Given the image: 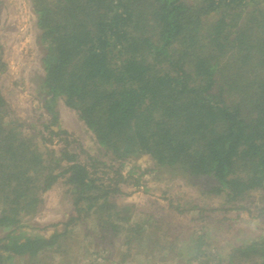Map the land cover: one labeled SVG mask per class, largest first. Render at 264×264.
Segmentation results:
<instances>
[{
	"label": "trees",
	"instance_id": "obj_1",
	"mask_svg": "<svg viewBox=\"0 0 264 264\" xmlns=\"http://www.w3.org/2000/svg\"><path fill=\"white\" fill-rule=\"evenodd\" d=\"M29 2L42 32L38 94L49 120L46 135L34 133L37 124L13 117L0 94V264H47L50 254L64 264L72 231L89 219L84 249L94 244L101 258L90 264H264V237L218 258L198 235L195 255L184 258L151 216L135 219L133 206L113 202L125 164L143 156L158 174L212 179L210 192L226 204L264 193V0ZM60 100L113 165L82 163L66 140L49 148L67 135ZM60 181L75 215L33 234L25 219Z\"/></svg>",
	"mask_w": 264,
	"mask_h": 264
},
{
	"label": "rangeland",
	"instance_id": "obj_2",
	"mask_svg": "<svg viewBox=\"0 0 264 264\" xmlns=\"http://www.w3.org/2000/svg\"><path fill=\"white\" fill-rule=\"evenodd\" d=\"M30 9L29 0H0V94L13 117L27 125L37 124L31 130L46 135L42 123L49 117L39 106L38 94L45 77L42 32ZM57 110L59 125L67 135L54 139L49 148L59 150L64 146L62 140H66L70 150L79 154L82 163H90L88 157L91 156L113 165L108 156H103L76 112L67 108L63 100L58 102ZM40 117L42 120L38 121ZM153 168L154 164L147 156L127 162L123 169L127 178V183L121 186L123 195L115 197L113 202L120 207L133 206L135 219L151 216L152 229L157 226L175 239L184 258L195 255L194 243L198 235H205L208 252L218 258L228 256L234 246L247 245L264 237V217L258 215L264 207L263 192L253 193L245 201L230 205L225 203L224 196L210 192L214 186L212 179H186L167 172L158 174ZM100 170L99 173L107 172ZM137 179L140 187L133 185ZM43 200L39 213L25 219L27 225L36 228L33 234H44V228L52 231L51 225L75 215L70 193L62 181L45 193ZM238 207L247 210H237ZM84 223L85 226L72 231V237L65 245L64 264H90L95 258L101 261L94 255V244H90L87 252L84 249L92 239L87 233L94 230L92 220ZM61 257L50 254L43 263L54 264L61 261ZM8 263L17 264V260Z\"/></svg>",
	"mask_w": 264,
	"mask_h": 264
},
{
	"label": "built area",
	"instance_id": "obj_3",
	"mask_svg": "<svg viewBox=\"0 0 264 264\" xmlns=\"http://www.w3.org/2000/svg\"><path fill=\"white\" fill-rule=\"evenodd\" d=\"M30 11H31V9H30Z\"/></svg>",
	"mask_w": 264,
	"mask_h": 264
}]
</instances>
